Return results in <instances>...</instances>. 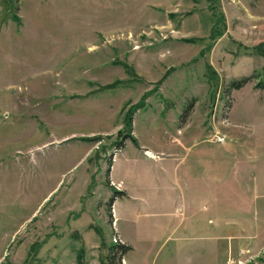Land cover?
I'll list each match as a JSON object with an SVG mask.
<instances>
[{
    "label": "rangeland",
    "instance_id": "1",
    "mask_svg": "<svg viewBox=\"0 0 264 264\" xmlns=\"http://www.w3.org/2000/svg\"><path fill=\"white\" fill-rule=\"evenodd\" d=\"M115 239L264 264V0H0V264Z\"/></svg>",
    "mask_w": 264,
    "mask_h": 264
},
{
    "label": "trees",
    "instance_id": "2",
    "mask_svg": "<svg viewBox=\"0 0 264 264\" xmlns=\"http://www.w3.org/2000/svg\"><path fill=\"white\" fill-rule=\"evenodd\" d=\"M248 81H249V78L248 79L247 78L242 79L240 81H235L230 85V88H228V89L229 90H240L241 88H243L245 86V84H247ZM133 141L135 143H137L136 139H134ZM120 145H124V142L121 141ZM111 164H113V163H111ZM116 193H120L121 196L126 194L124 191H117ZM116 196L117 195H114V197L110 201L109 205L111 207H112V204H113ZM132 250H133V247L131 245H129L123 241H118L111 246L110 254L106 257V259L101 260L100 263L101 264H123V261L126 257V254Z\"/></svg>",
    "mask_w": 264,
    "mask_h": 264
},
{
    "label": "crops",
    "instance_id": "3",
    "mask_svg": "<svg viewBox=\"0 0 264 264\" xmlns=\"http://www.w3.org/2000/svg\"><path fill=\"white\" fill-rule=\"evenodd\" d=\"M151 153L153 154V155H151ZM150 157H155V154L153 153V152H151V151H149L148 153H147ZM126 191V190H125ZM127 192V191H126ZM127 195H128V197H129V194L128 193H126ZM130 198V197H129ZM129 245H131L132 246V244H129ZM133 247V246H132ZM128 264V263H127Z\"/></svg>",
    "mask_w": 264,
    "mask_h": 264
},
{
    "label": "built area",
    "instance_id": "4",
    "mask_svg": "<svg viewBox=\"0 0 264 264\" xmlns=\"http://www.w3.org/2000/svg\"><path fill=\"white\" fill-rule=\"evenodd\" d=\"M118 241H122V240H120V239H115V242H118Z\"/></svg>",
    "mask_w": 264,
    "mask_h": 264
}]
</instances>
